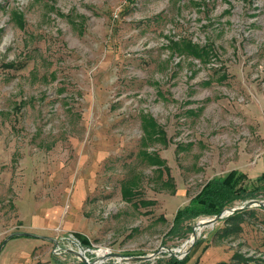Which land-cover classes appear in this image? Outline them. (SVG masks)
<instances>
[{"label": "rangeland", "instance_id": "374dc122", "mask_svg": "<svg viewBox=\"0 0 264 264\" xmlns=\"http://www.w3.org/2000/svg\"><path fill=\"white\" fill-rule=\"evenodd\" d=\"M234 169L264 184V0H0V233L34 264H81L70 233L166 264L212 217L180 237L177 210ZM198 231L187 264L264 259L261 205Z\"/></svg>", "mask_w": 264, "mask_h": 264}, {"label": "trees", "instance_id": "16d2710c", "mask_svg": "<svg viewBox=\"0 0 264 264\" xmlns=\"http://www.w3.org/2000/svg\"><path fill=\"white\" fill-rule=\"evenodd\" d=\"M195 44L191 43L193 48ZM247 175L237 169L231 170L228 173L220 176H214L207 180L200 191L189 201V203L179 208L175 214L173 225L169 230L170 234L185 237L192 230L186 222L192 221L200 216H214L220 214L223 209L239 199L257 198L260 196L261 188L264 184L257 185L251 189H242V184ZM257 181L264 182V172L258 176ZM264 208V207H263ZM83 244L90 245L89 239L76 233ZM19 234H12L11 238L17 237ZM31 236V235H27ZM237 259V258H233ZM189 257L178 258L171 255L166 260V264H187ZM264 264V259L257 260L256 258H244V264ZM85 264V263H81ZM221 264H241V260L234 262H222Z\"/></svg>", "mask_w": 264, "mask_h": 264}, {"label": "built area", "instance_id": "2783aa9c", "mask_svg": "<svg viewBox=\"0 0 264 264\" xmlns=\"http://www.w3.org/2000/svg\"><path fill=\"white\" fill-rule=\"evenodd\" d=\"M123 1L126 2V0H123ZM214 225L215 224L209 225V226H214ZM198 235H199V231H198ZM64 239H66L69 242L70 245L63 248L61 246V244L63 242L62 238H60V239L55 238V240H57V242L54 241V243L56 245L55 249L53 250L54 253H59V254L63 255V254H66L68 252L69 253H74L73 251H77V252L83 254L84 257L86 258V260H88L89 262L95 261L98 264H106L107 261H109L110 259H113V258L116 259V261L119 262V263H130V262H132V261H123V262H121L118 257L113 255L112 250L109 249V248H96L92 244L91 245L83 244L82 241L80 240V238H78L75 235V233H70V235L64 237ZM190 242L193 244V239L191 238V236L183 244V246L181 248H179V250H174L173 249V252L169 251L170 256L174 255V256H176L178 258H184L185 256L183 257V254L187 253L189 248L186 249V246ZM99 250H106V252L99 253ZM180 251H181V253H180ZM74 254L76 255L78 261H80L79 263H83L80 260V258L77 256V254L76 253H74ZM154 261H152V262H154Z\"/></svg>", "mask_w": 264, "mask_h": 264}, {"label": "crops", "instance_id": "0c3cea01", "mask_svg": "<svg viewBox=\"0 0 264 264\" xmlns=\"http://www.w3.org/2000/svg\"><path fill=\"white\" fill-rule=\"evenodd\" d=\"M3 234L4 232L0 233L1 244L3 242V238H1ZM38 245V239L30 236L19 235L14 238H9L0 252V264H34L33 252ZM35 263L37 262L35 261Z\"/></svg>", "mask_w": 264, "mask_h": 264}, {"label": "water", "instance_id": "95a60500", "mask_svg": "<svg viewBox=\"0 0 264 264\" xmlns=\"http://www.w3.org/2000/svg\"><path fill=\"white\" fill-rule=\"evenodd\" d=\"M253 205H261L264 207V201L262 200H259L258 198H251L250 200H247L245 201L242 205H236V206H229L227 208H224L223 211L220 213V214H217V215H214L210 218H206V219H203L201 222L199 221L198 224L195 225L194 227V230L191 234V238L193 239V244L194 242H196V240L198 239L197 238V235H198V230L202 227V225H205V226H209V225H213L216 223L217 219L221 218V217H224L225 215H228L236 210H239V209H243L245 207H251ZM19 235H28V233H18ZM54 241L57 242V240H55L53 238ZM6 240L2 242L1 246H0V252L5 244ZM192 246V245H191ZM189 250V249H188ZM173 252V250H170ZM74 253L77 254V256L80 258V260L83 262V263H86V264H98L96 263L95 261L93 262H89L88 260H86V258L84 257L83 254L77 252V251H73ZM160 251L158 252H154V253H151V254H147V255H138V256H133V255H124V254H119V253H113L114 256L118 257L120 259L121 262L123 261H154L157 257H158V254H159Z\"/></svg>", "mask_w": 264, "mask_h": 264}, {"label": "bare ground", "instance_id": "6f19581e", "mask_svg": "<svg viewBox=\"0 0 264 264\" xmlns=\"http://www.w3.org/2000/svg\"><path fill=\"white\" fill-rule=\"evenodd\" d=\"M106 252V250H99V253H104Z\"/></svg>", "mask_w": 264, "mask_h": 264}]
</instances>
